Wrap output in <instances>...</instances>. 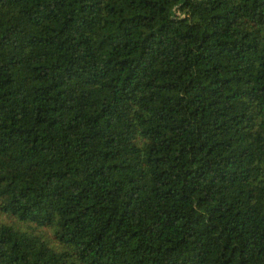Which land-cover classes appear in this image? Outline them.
<instances>
[{
    "label": "trees",
    "instance_id": "obj_1",
    "mask_svg": "<svg viewBox=\"0 0 264 264\" xmlns=\"http://www.w3.org/2000/svg\"><path fill=\"white\" fill-rule=\"evenodd\" d=\"M0 264H264V0H0Z\"/></svg>",
    "mask_w": 264,
    "mask_h": 264
}]
</instances>
